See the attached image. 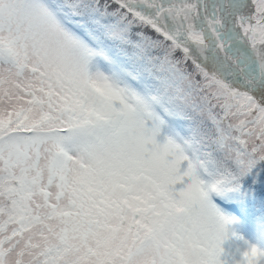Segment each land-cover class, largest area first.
<instances>
[{
  "label": "snow or ice",
  "instance_id": "obj_1",
  "mask_svg": "<svg viewBox=\"0 0 264 264\" xmlns=\"http://www.w3.org/2000/svg\"><path fill=\"white\" fill-rule=\"evenodd\" d=\"M0 264H264V0H0Z\"/></svg>",
  "mask_w": 264,
  "mask_h": 264
},
{
  "label": "rangeland",
  "instance_id": "obj_2",
  "mask_svg": "<svg viewBox=\"0 0 264 264\" xmlns=\"http://www.w3.org/2000/svg\"><path fill=\"white\" fill-rule=\"evenodd\" d=\"M226 247H227V245H226Z\"/></svg>",
  "mask_w": 264,
  "mask_h": 264
}]
</instances>
